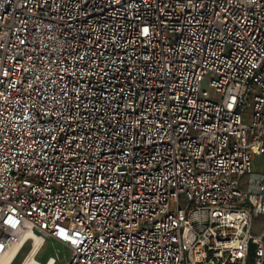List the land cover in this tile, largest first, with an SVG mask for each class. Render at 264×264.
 <instances>
[{
  "label": "built area",
  "instance_id": "2783aa9c",
  "mask_svg": "<svg viewBox=\"0 0 264 264\" xmlns=\"http://www.w3.org/2000/svg\"><path fill=\"white\" fill-rule=\"evenodd\" d=\"M24 232L264 264V0H0V264Z\"/></svg>",
  "mask_w": 264,
  "mask_h": 264
},
{
  "label": "rangeland",
  "instance_id": "374dc122",
  "mask_svg": "<svg viewBox=\"0 0 264 264\" xmlns=\"http://www.w3.org/2000/svg\"><path fill=\"white\" fill-rule=\"evenodd\" d=\"M210 77L206 76L201 84V89L207 90L210 94H213L214 89L210 86L209 83ZM242 180H245L247 182V178L243 177ZM244 182L240 186L241 190L246 191L247 190V185ZM182 206L185 204V200L181 199ZM254 223H255V230L254 232H259L261 227H262V218L260 216L254 217ZM31 246V241L29 240L26 245L23 247L21 250L20 254L16 258L13 264H18L23 257L24 253L27 251V249ZM48 256H53L55 258V264H66L71 257V249L68 248L67 246L61 244L60 242L47 239L45 240V244L38 254L37 258L44 262Z\"/></svg>",
  "mask_w": 264,
  "mask_h": 264
},
{
  "label": "bare ground",
  "instance_id": "6f19581e",
  "mask_svg": "<svg viewBox=\"0 0 264 264\" xmlns=\"http://www.w3.org/2000/svg\"><path fill=\"white\" fill-rule=\"evenodd\" d=\"M45 239L49 238H43L37 234L24 232L20 236V240L12 246L10 253L3 259L2 264H13L20 254L22 247L25 246L29 240L31 241V246L24 253L18 264H55V258L53 256H48L44 262L37 258L45 244Z\"/></svg>",
  "mask_w": 264,
  "mask_h": 264
},
{
  "label": "crops",
  "instance_id": "0c3cea01",
  "mask_svg": "<svg viewBox=\"0 0 264 264\" xmlns=\"http://www.w3.org/2000/svg\"><path fill=\"white\" fill-rule=\"evenodd\" d=\"M45 240H47V239H45ZM52 240V239H51ZM26 245V244H25ZM24 247V246H23ZM23 247H22V249H23Z\"/></svg>",
  "mask_w": 264,
  "mask_h": 264
}]
</instances>
